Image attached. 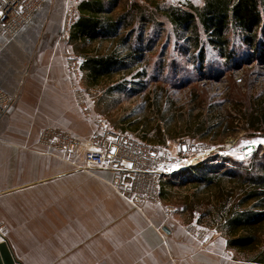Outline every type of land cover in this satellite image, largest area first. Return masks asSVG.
Instances as JSON below:
<instances>
[{
    "label": "crops",
    "instance_id": "obj_1",
    "mask_svg": "<svg viewBox=\"0 0 264 264\" xmlns=\"http://www.w3.org/2000/svg\"><path fill=\"white\" fill-rule=\"evenodd\" d=\"M63 4L43 0L27 25L1 40L0 88L12 101L0 117V240L19 264H232L216 231L203 228V239L188 231L195 221L122 217L131 204L111 172L84 169L80 154L50 151L39 142L46 125L82 138L92 129L66 77ZM35 19L42 21L32 27ZM31 46L41 49L35 67L27 60ZM144 205L131 206L152 214Z\"/></svg>",
    "mask_w": 264,
    "mask_h": 264
},
{
    "label": "trees",
    "instance_id": "obj_2",
    "mask_svg": "<svg viewBox=\"0 0 264 264\" xmlns=\"http://www.w3.org/2000/svg\"><path fill=\"white\" fill-rule=\"evenodd\" d=\"M165 24L182 40L176 45V56L197 63L198 71L202 72L208 50L227 64L236 58L231 34L239 37L250 58L264 62V0H202L201 4L81 0L67 43L82 57V76L96 83L132 72L136 65L144 68L148 55L161 41ZM94 42H108L109 51L84 50ZM165 54L166 46H162L158 55L163 58ZM159 67L162 69L163 64ZM145 71H136L134 76H144ZM244 102H248L242 111L246 129L264 132V96L257 93ZM163 177L161 198L167 194L165 185L180 179V186L194 190L184 209L197 212L198 223L216 227L226 238L227 246L246 261L264 264V160L255 155L231 160L229 165L202 160Z\"/></svg>",
    "mask_w": 264,
    "mask_h": 264
},
{
    "label": "rangeland",
    "instance_id": "obj_3",
    "mask_svg": "<svg viewBox=\"0 0 264 264\" xmlns=\"http://www.w3.org/2000/svg\"><path fill=\"white\" fill-rule=\"evenodd\" d=\"M185 1L194 4L202 2L164 0L166 4ZM40 21L42 20L35 19L32 27L40 25ZM163 30L161 41L146 59L144 76H134L136 71H143L142 65H136L132 72L117 74L96 83H92L84 74L82 76L81 72L78 86L89 100L91 115L84 116L75 105L85 120L92 124L90 132L105 126L166 147L182 160L177 170L202 160L225 165H229L231 160L249 159L252 155L264 160V132L246 129L247 122L242 118V111L248 104L244 99L257 93L264 96V62L250 58L239 37L231 34V44L237 50L236 58L227 64L215 52L208 50V59L201 72L198 71L197 63L176 56V45L181 44L182 40L177 39L172 27L165 24ZM66 43L68 52L81 61L79 53H75L76 50ZM162 46H166L163 58L158 55ZM30 48L26 52L29 53V66H38L41 49L37 46ZM109 49L108 42H94L84 50L104 53ZM63 55H66L65 51ZM160 63L163 64L162 69L159 67ZM120 86L122 89H119ZM237 99L243 101L239 102ZM219 121H223L222 124L214 128ZM175 181V184L165 185L164 191L167 194L160 197L158 202L145 201L139 204L149 205L153 209L152 214L151 211L147 213L143 207L138 210L128 204L130 209H122L121 216L141 218L152 215L165 221L174 219L181 224L195 221L196 224L192 223L188 227L192 234L197 237L202 235L204 239V229L214 230L226 240L216 227L198 223L197 212L191 213L184 209V203L191 199L189 196L194 190L180 186V179ZM226 248L227 261L232 264H260L246 261L244 256L228 246ZM109 259L106 258V263L112 262ZM114 264L125 263L123 259L121 263L115 259Z\"/></svg>",
    "mask_w": 264,
    "mask_h": 264
},
{
    "label": "built area",
    "instance_id": "obj_4",
    "mask_svg": "<svg viewBox=\"0 0 264 264\" xmlns=\"http://www.w3.org/2000/svg\"><path fill=\"white\" fill-rule=\"evenodd\" d=\"M79 1L81 0H64L59 38L65 42L77 16ZM42 2L43 0H0V49L1 40L16 34L27 25ZM64 56L66 77L73 100L82 114L89 116L92 113L89 100L78 86L81 61L70 52H66ZM11 101V95L0 88V117ZM38 139L50 151L62 152L68 156L80 154L84 169L101 168L111 172L112 184L134 207H139L145 201L158 202L162 177L176 171L182 162L166 147L105 126L82 138L72 131L46 125L41 129Z\"/></svg>",
    "mask_w": 264,
    "mask_h": 264
},
{
    "label": "water",
    "instance_id": "obj_5",
    "mask_svg": "<svg viewBox=\"0 0 264 264\" xmlns=\"http://www.w3.org/2000/svg\"><path fill=\"white\" fill-rule=\"evenodd\" d=\"M162 229L168 233L169 230L166 227ZM17 261L14 258L12 251L5 239L0 240V264H15Z\"/></svg>",
    "mask_w": 264,
    "mask_h": 264
}]
</instances>
